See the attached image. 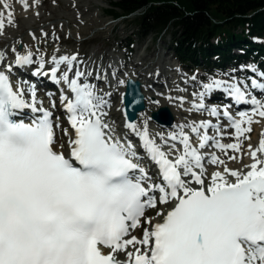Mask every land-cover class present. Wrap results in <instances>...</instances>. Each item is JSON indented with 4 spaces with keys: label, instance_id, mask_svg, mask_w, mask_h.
Wrapping results in <instances>:
<instances>
[{
    "label": "snow or ice",
    "instance_id": "6c2138e0",
    "mask_svg": "<svg viewBox=\"0 0 264 264\" xmlns=\"http://www.w3.org/2000/svg\"><path fill=\"white\" fill-rule=\"evenodd\" d=\"M19 3L28 10L27 0ZM38 3L33 0L32 6ZM3 7L0 35L6 24H14L10 6ZM11 52L13 62L0 68V264H264V131L258 146L248 145L247 171L230 169L217 155L201 151L212 146L228 160L237 159L229 150L244 154L242 140L259 122L254 118H264V98L252 92L264 95V71L249 65L259 79H210L193 93L200 102L189 110H206L217 123L186 122L152 136L151 117L141 114L138 124L125 111V127L157 169L153 179L136 145L116 136L106 120L111 93L101 95L89 82L92 72L82 67L78 53L53 54L45 61L39 48ZM4 59L0 53V62ZM46 63L52 66L44 71ZM33 64L32 75L62 82L71 94L60 96L71 129L63 130L67 154L57 149L60 125L37 100L34 86L10 78L14 66ZM214 90L250 110L235 118L228 106L205 109L204 96ZM176 99L184 103L183 97ZM25 109L34 114L30 123L20 118ZM220 117L228 121L234 142H221ZM210 129L216 135L210 136ZM205 160L222 170L208 174ZM158 205L171 207L157 212L161 222L153 224L145 210ZM142 219L149 227L138 239L130 232L142 227ZM121 253L123 260L117 258Z\"/></svg>",
    "mask_w": 264,
    "mask_h": 264
},
{
    "label": "rangeland",
    "instance_id": "374dc122",
    "mask_svg": "<svg viewBox=\"0 0 264 264\" xmlns=\"http://www.w3.org/2000/svg\"><path fill=\"white\" fill-rule=\"evenodd\" d=\"M98 1L100 2V4H95L91 0H39L37 6H32L33 3H31L29 4L28 10L25 11L24 8H21L19 6L17 0H3V2L0 3V12L6 13L7 11L3 7L4 3L10 6L14 14V24L11 26H8L6 24L4 30L8 31L10 29H14V33H16L18 36L21 35L20 37L24 38L30 37V33H34L37 36L40 32L46 30L49 26L57 25L55 34H58V39L53 43V45H51V47H49L55 52H53L52 55L55 54L59 56L65 54L71 55L74 53H78V59L80 61H83L84 64L91 63V67L89 65L90 68H87L86 71L98 70V73L95 74H93V71H91L92 75L88 77L90 83L93 84L98 82L99 85H103L102 80L106 79L108 75L110 76V74L115 73V78H119L121 75V70L135 68L139 69L140 71H145L147 70V66H149V70L153 68L150 72H154L155 74H162V77L156 76V78L158 77V79H154L155 82H172L170 83L171 86L169 87V92L167 93V96L171 98H177V96H180L178 94H182L184 98V103L182 104V107H185L187 109L191 108V102L187 101L186 98L194 102L199 100L193 99L191 95L187 96L184 84L179 85L178 82H180V80L178 78H182V80H184L183 83L185 82L187 85L196 84V87H198L199 85L201 86L203 83L209 82L210 79L222 80L226 73L230 72L231 75H234L237 72H242L239 67L232 68V71H230V69L228 68H225V70L223 71H219L217 69H210L208 72H204L202 68H190L188 66L184 67L179 65L175 54L171 48V39L169 35L148 36L142 40L136 39L134 44H132L130 40H128V38L132 39V34L127 36V34L125 33L126 31L130 33L132 30L125 24V21L121 19H111L105 13V9L108 7L107 3L102 0ZM66 5L68 7H66ZM5 21H7L6 14ZM79 31L83 32L79 33ZM19 44H21V48H18ZM8 45L9 42H5L0 39V49L2 51L4 49L7 50L6 48H8ZM25 46L23 45V42L20 41L14 47L17 49L18 52L20 51L21 53H25ZM28 47H30L28 50H37V48H39V53L43 55L44 60L52 56L50 55L48 57L46 50L42 51V48L35 45V43H31V46ZM141 57H143L142 61H140ZM135 62L139 63V65L134 67ZM47 65L49 66L50 64H46V66ZM96 65L97 67H95ZM101 70L103 71V73L99 72ZM144 75L146 76L148 75V73H145ZM98 76L99 79H97ZM193 76H195V80L192 79ZM18 77L21 78V75H18ZM24 78L29 82H33L28 77ZM192 80L194 81V83L192 82ZM155 82L149 84H153V89L158 90L159 87H156L157 84ZM62 87V84H58L56 90L58 91L62 89ZM34 88L36 91V96H38L42 101V106L44 107L49 105L52 108V117L56 118L59 115V110L63 106L60 100L58 102L56 95L53 96L51 93L49 94V89L43 90L39 86H35ZM187 90L192 92L191 94H193L198 93L203 89L201 87L197 90H194L193 87H187ZM164 95H166V93ZM222 95L224 96L225 94L222 93ZM116 100L117 96L112 98L110 101L111 103H109L110 106L114 104ZM151 100L153 99H150V101ZM168 100L169 102H172V106H174L175 101L173 100V102L170 101V99ZM53 101L55 102V107L52 106ZM175 108H177V106ZM248 108H251V106ZM205 109H209L207 105ZM193 112L196 115L197 113L202 112L207 113L206 110ZM123 115L124 113L122 109V112L120 111V113H118L113 118L112 125L115 134H123V129L125 126V119L122 120ZM192 118L195 119L197 122L201 120L196 117ZM58 120L55 124H59L60 127L56 129H59V134L62 135L64 134L63 130L67 129L68 123L65 120H60V118ZM179 121L180 118L177 114L176 120L172 124L173 127L168 128L166 130H161L158 128V126L153 124L151 120H149L148 129H151L152 131L159 130L160 133L162 132L167 134L169 131L176 130L174 128L175 125L183 123L182 121ZM262 131H264L263 128ZM262 131L258 132L259 138H257V140H260V135ZM254 134L255 133L250 134V136H248L249 138L244 139L243 141L245 147L244 155L241 153L234 152L230 155L227 154L228 156H237L236 160H228L227 157L225 158V163L230 169L240 170L244 167V164L247 165L245 163L246 161L251 160L250 157L246 154L248 151V145L251 144L252 147L255 148L256 145L258 146L259 142L258 140L257 142L253 143ZM130 140L133 144L138 143L139 141L137 137L133 136ZM193 143H198L196 137H193ZM201 151L209 152L210 146L206 147ZM143 156H146V154L143 153ZM222 156H225V154H222ZM220 159L223 158L221 157ZM206 170L207 172L211 173L215 170H222V168L218 169L216 165H210L207 166ZM158 206L156 208H151L152 210L147 212L145 218H151V216L155 214L158 210ZM142 224L144 228L148 227L147 224H144L143 222Z\"/></svg>",
    "mask_w": 264,
    "mask_h": 264
},
{
    "label": "trees",
    "instance_id": "16d2710c",
    "mask_svg": "<svg viewBox=\"0 0 264 264\" xmlns=\"http://www.w3.org/2000/svg\"><path fill=\"white\" fill-rule=\"evenodd\" d=\"M124 20L130 42L169 35L181 66L223 70L253 61L264 66V0H102Z\"/></svg>",
    "mask_w": 264,
    "mask_h": 264
},
{
    "label": "bare ground",
    "instance_id": "6f19581e",
    "mask_svg": "<svg viewBox=\"0 0 264 264\" xmlns=\"http://www.w3.org/2000/svg\"><path fill=\"white\" fill-rule=\"evenodd\" d=\"M17 1H18L19 6L21 8H23L21 6V4L19 3V0H17ZM91 1L94 2L95 4H100V2L98 0H91ZM27 2H28V4H31V3H33V0H27ZM66 7H68V6L66 5ZM56 27H57V25H53V26H49L46 30H43L44 33H47L48 34L46 37L45 36H42L41 35V32L37 36L35 34V36L37 38L36 40H32L33 38L31 39L32 36L30 34H29L30 37L24 38V37H20L21 35L18 36L16 33H14V31H15L14 29H10L8 31L7 30H4L3 31V34L0 37V39L3 40V41H5V42H9V45H8V48H6L7 50L4 49L2 51V53L5 56V59L2 62V64L0 65V68H2L4 64H8V63H12L13 62V60H14V54L11 52V49L18 42H20V41L23 42V45L24 46L26 45L25 46L26 51L30 48L28 46H31V43L32 44L35 43V45H37L38 47L42 48V51L46 50V53L48 54V57L50 55H52V53L54 51L51 48H49V47H51V45H53V43L55 41H57V39H55L56 37H58V34H55L56 33ZM75 32H76V30H75ZM82 32L83 31H81V32L79 31V33H82ZM73 34H74V31H73ZM31 51H34V53H36L37 50L33 49ZM34 57H33V59H35ZM49 59L50 58H46L45 61H47ZM142 59H143V57H141L140 61H142ZM89 65L91 67V63H85V64L83 63L82 67L85 70H87V68H90ZM137 65H139V63L135 62L134 63V67L137 66ZM51 66L52 65H49V66L48 65L47 66L45 65V70H48V68H50ZM36 67H37L36 64L28 65V66H21V67H15L14 66L13 69H12V72L9 73V75L12 76L14 83H16L17 81H27L24 77L30 78V80H32L33 82L30 83L29 81H27L28 84L32 85V83H33L32 86H34V87L35 86H39L43 90L49 89V94L51 93L53 96L56 95L58 102L60 100V96H61V93L62 92H64L65 94H67L69 96L71 95L67 91L66 86L62 82L56 83L49 76H42V75L34 76V75H32V72L35 70ZM95 67H97V65ZM255 67L259 71H264V68H260V67H257V66H255ZM146 69L147 70H145V71H140L139 69H135V68H128L126 70H121V75H120L119 78H115V75L109 73L110 76L108 75L106 79H103L102 80L103 81V85L102 84L99 85L98 82L97 83H93L96 86V89L99 92V94L104 95L105 93H111V95L109 97H106V99L109 100V103H111L110 101H111L112 98H114L115 96H117V100L114 102V104H112L108 109H106L108 111V116L106 117V120L108 122H110L112 124L113 118L118 113H120V111L122 112V109H123L122 94H123V87H124V85L121 86L118 82L120 80H124L125 81L127 78H130V77L131 78H134V79H138L141 82L142 91H143V93L145 95V99H146V108L144 110H142L140 113H138V116L135 119V121L138 124L141 123V114H144V117L145 118L146 117H149V114L151 113V111H153V110H155V109H157V108H159L161 106H167L169 108L170 112L172 113V115L174 117V121L176 120L177 114H178V116L180 118V121H182L183 123L191 122V121H196L192 117H196L198 119L204 120L202 118L205 117L206 112L197 113V115H196V114H194L193 111H190L189 109H187L185 107H182L181 104H178L180 102L175 97L172 98V99H170V101H173L174 100L175 101V102L173 101L175 103L174 106L175 107L177 106V108H175L174 106H172L173 103L172 102H169V100H168L169 99V96H167V93L169 92V87L171 86L170 83H172V82L171 81L164 82V83L163 82H161V83L155 82L154 79H158V77H162V74L161 73L155 74L154 72H150L153 68L151 70H149V66H147ZM91 71H93V74L98 73V70H91ZM99 72L103 73L102 70L99 71ZM145 73H148V75L145 76L144 75ZM18 75H21V78H18ZM102 76H103V74H102ZM104 76H106V75H104ZM156 76H158V77L156 78ZM231 77L232 76L229 75V73H226L225 76H224V78L222 80H229ZM178 79L180 80V82L177 81L179 85L184 84V87L186 89L185 91L187 92V96H190L191 95L193 97V99L199 100L198 98L194 97L193 94H191L192 92H190V91L187 90V87H193L194 90H197V89L201 88V86L199 85L198 87H196V84H194V85H192V84L191 85H187L185 82L183 83L184 80H182V78H178ZM257 79H259V77H257ZM152 82L153 83L155 82L157 84L156 87H159L158 90H154L153 89L154 87H152L153 84H151V85L149 84V83H152ZM192 82L194 83L193 80H192ZM58 84H60V85L62 84L63 87H62V89H60V90L57 91L56 90V87H57ZM253 91L254 90H252V92ZM255 91L257 93H259V94L262 95V93L260 91H258V90H255ZM165 93H166V95H164ZM211 93H206V94H209L211 97L214 96V95H211ZM52 95H50V96H52ZM178 95H180L179 97H183L182 94H178ZM262 96H264V95H262ZM150 99H153L151 101H158L159 103L158 104L157 103H153V102L150 101ZM37 100L40 101V102H42L38 96H37ZM49 100H52V99H49ZM186 100L189 101V102H191L190 100H188V98H186ZM38 106H41V105L38 104ZM44 108L52 112V108L49 105L44 106ZM124 118L125 117L123 115L122 120ZM52 119L55 120V118H52ZM254 119L259 120V122L252 124V126H253L252 134L255 133L254 134V137H253V139H254L253 140V143L254 142H257L259 140V139L257 140V138H259L258 137V132L259 131H262V128L264 130V118L255 117ZM65 120L67 121L66 118H65ZM55 123H56V121H55ZM112 127H113V125H112ZM172 127H173V125L171 127H167V128H162V127H159L158 126V128L161 129V130H166V129L172 128ZM67 129H69V133H71V129L69 128L68 125H67ZM55 132H56L57 149L58 150H63L67 154V151H68V148H67V140H68V137L65 136L64 134H62V135L59 134L60 133L59 129H55ZM123 132L125 134H127V135L136 137L135 135H132V133L125 126H124V129H123ZM149 132H150V134L152 136H156L157 133H160L159 130L158 131H154V130L152 131L151 129H149ZM60 145H64V148L63 149H60ZM136 146H137L139 152H141V154L142 153H145L144 150L140 147V142L139 141H138V143H136ZM242 148H243V153L245 154L244 144L242 145ZM202 153L211 154V152H204V151ZM206 162H207V160H205L204 163H206ZM251 162H252L251 160H248L245 163L248 165ZM242 169L245 170V171H247V169H244V167ZM150 170H151V172H153V169L152 168ZM207 173L208 174H211L210 172H207ZM170 207L171 206L159 205L158 206V210L156 211V213L151 216L152 223L155 224V223L161 222V218L159 216H157V212H159V211H165L166 212L167 210H169ZM148 211H150V209L147 210L146 212H148ZM132 233L135 234L136 231H134ZM136 234H137L136 236H137L138 239L139 238H142V233L141 232L140 233L137 232ZM120 255H121V259H125L124 255L122 253Z\"/></svg>",
    "mask_w": 264,
    "mask_h": 264
},
{
    "label": "water",
    "instance_id": "95a60500",
    "mask_svg": "<svg viewBox=\"0 0 264 264\" xmlns=\"http://www.w3.org/2000/svg\"><path fill=\"white\" fill-rule=\"evenodd\" d=\"M123 89V110L127 111L129 118L136 119L138 113L146 108L145 96L142 92L141 82L138 79L127 78ZM138 100V103H131ZM151 119L162 127H170L173 123V115L167 106H161L151 111Z\"/></svg>",
    "mask_w": 264,
    "mask_h": 264
}]
</instances>
